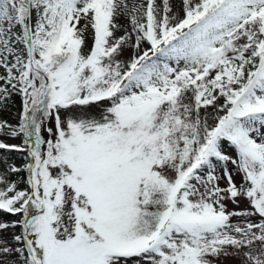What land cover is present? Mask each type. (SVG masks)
Segmentation results:
<instances>
[{"label": "snow or ice", "instance_id": "6c2138e0", "mask_svg": "<svg viewBox=\"0 0 264 264\" xmlns=\"http://www.w3.org/2000/svg\"><path fill=\"white\" fill-rule=\"evenodd\" d=\"M0 165V264H264V0H0Z\"/></svg>", "mask_w": 264, "mask_h": 264}, {"label": "rangeland", "instance_id": "374dc122", "mask_svg": "<svg viewBox=\"0 0 264 264\" xmlns=\"http://www.w3.org/2000/svg\"><path fill=\"white\" fill-rule=\"evenodd\" d=\"M13 111H15V109L13 110ZM13 122H15V121H13ZM9 143H19V139H17V140H12V141H8ZM17 164L18 163H20V161L19 160H16L15 161ZM0 167H2V165H0ZM237 180H239V178L237 177ZM245 205H244V203L242 202L241 203V205H240V207L241 208H243ZM233 206L232 205H229V208H232ZM0 216H2L1 214H0ZM223 264H239V262L237 261V260H235V259H231V258H225L224 260H223Z\"/></svg>", "mask_w": 264, "mask_h": 264}, {"label": "trees", "instance_id": "16d2710c", "mask_svg": "<svg viewBox=\"0 0 264 264\" xmlns=\"http://www.w3.org/2000/svg\"><path fill=\"white\" fill-rule=\"evenodd\" d=\"M21 141L19 140V143H20ZM10 157L12 158V159H14L15 161L16 160H19L20 161V163H21V159H20V154L19 153H15V152H13V153H11L10 154ZM20 163H18V164H20ZM1 215H3L2 213H0ZM8 219H13V217H7Z\"/></svg>", "mask_w": 264, "mask_h": 264}]
</instances>
